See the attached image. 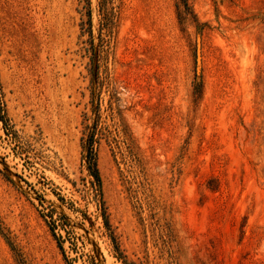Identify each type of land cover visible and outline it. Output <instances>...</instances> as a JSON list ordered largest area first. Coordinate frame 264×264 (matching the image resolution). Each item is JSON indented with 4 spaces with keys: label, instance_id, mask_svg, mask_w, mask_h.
I'll list each match as a JSON object with an SVG mask.
<instances>
[{
    "label": "rangeland",
    "instance_id": "1",
    "mask_svg": "<svg viewBox=\"0 0 264 264\" xmlns=\"http://www.w3.org/2000/svg\"><path fill=\"white\" fill-rule=\"evenodd\" d=\"M100 1L0 0V264H264V0Z\"/></svg>",
    "mask_w": 264,
    "mask_h": 264
},
{
    "label": "trees",
    "instance_id": "2",
    "mask_svg": "<svg viewBox=\"0 0 264 264\" xmlns=\"http://www.w3.org/2000/svg\"><path fill=\"white\" fill-rule=\"evenodd\" d=\"M86 5L89 6V0H84ZM108 0H101V8L104 9V4ZM176 8L178 10L177 12V18L180 23H184L187 20H190L191 23L195 25L196 29V35L199 36L203 27H205L204 24H199L196 20L195 15L193 14L192 10L188 6L187 0H179L178 4L176 5ZM195 86L198 88L200 87V82H196ZM1 88H0V119L4 124V130H6V118H5V112L3 109V103L1 100ZM85 129L87 130L86 137L83 142V149L85 151V155L83 158V165L85 167V170L87 172V176L90 178V184H91V190H92V198L94 202L96 203L97 210L99 212V216L103 222V227L106 230V235L108 239L110 240L113 250L117 253L118 258L122 257L121 253L119 252L118 246L116 244V240L114 236L112 235V232L110 230L106 209L104 207V201L102 196V189H101V179L99 175V171L97 168V155H96V149L95 144L97 138H95L94 131L89 127V125L85 126ZM43 218L49 217L50 221L49 228L50 231L56 240L57 246L60 249V251L63 253V249L61 246V238L60 236H56L54 234V230L57 227H61V229H64L63 224H57L56 221L52 219L51 216L44 215ZM121 259V258H120Z\"/></svg>",
    "mask_w": 264,
    "mask_h": 264
}]
</instances>
